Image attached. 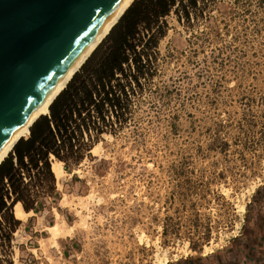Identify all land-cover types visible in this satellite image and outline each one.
Returning <instances> with one entry per match:
<instances>
[{
    "label": "rangeland",
    "instance_id": "rangeland-1",
    "mask_svg": "<svg viewBox=\"0 0 264 264\" xmlns=\"http://www.w3.org/2000/svg\"><path fill=\"white\" fill-rule=\"evenodd\" d=\"M204 3L165 17L116 128L53 184L26 176L0 264H264V0Z\"/></svg>",
    "mask_w": 264,
    "mask_h": 264
},
{
    "label": "trees",
    "instance_id": "trees-1",
    "mask_svg": "<svg viewBox=\"0 0 264 264\" xmlns=\"http://www.w3.org/2000/svg\"><path fill=\"white\" fill-rule=\"evenodd\" d=\"M204 3V0H200ZM199 0H135L80 71L50 106L49 116L31 127L13 154L0 165V215L12 216L20 202L35 210L26 176L37 186L54 183L50 155L61 162H79L88 142L116 128L131 93L126 89L152 69L151 53L165 35V17L174 12L189 21ZM115 114V120L109 115Z\"/></svg>",
    "mask_w": 264,
    "mask_h": 264
},
{
    "label": "water",
    "instance_id": "water-1",
    "mask_svg": "<svg viewBox=\"0 0 264 264\" xmlns=\"http://www.w3.org/2000/svg\"><path fill=\"white\" fill-rule=\"evenodd\" d=\"M122 0H0V148Z\"/></svg>",
    "mask_w": 264,
    "mask_h": 264
},
{
    "label": "bare ground",
    "instance_id": "bare-ground-1",
    "mask_svg": "<svg viewBox=\"0 0 264 264\" xmlns=\"http://www.w3.org/2000/svg\"><path fill=\"white\" fill-rule=\"evenodd\" d=\"M134 1L135 0H122L120 2V4L116 7L113 13L109 16V18L94 35V37L89 41V43L84 47V49L79 53V55L74 59V61L69 65V67L64 71V73L59 77V79L54 83V85L49 89V91L44 95V97L39 101V103L34 107V109L24 119V121L19 125V127L14 131V133L9 137V139L4 143V145L0 148V165L10 155V153L13 151L14 146L19 142V140L23 138H28L31 132V127L34 125V123L38 121L41 117L50 113L51 104L67 87L74 75L81 69V67L87 62V60L91 57L94 51L109 35L111 30L116 26L120 18L123 16V14ZM51 170L56 177L62 175V162L59 160H55L54 162L52 161ZM13 214L17 220H25L26 217L31 214V212L25 211L22 204L20 202H17L13 207ZM56 228V226L46 227V230L51 235L50 241L52 244L57 243L56 237L58 233ZM158 260L159 261L157 262V264H165L166 253L164 254L163 259Z\"/></svg>",
    "mask_w": 264,
    "mask_h": 264
}]
</instances>
